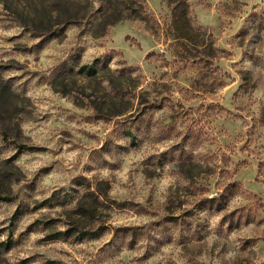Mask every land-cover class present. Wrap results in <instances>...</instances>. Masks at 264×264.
<instances>
[{
  "label": "rangeland",
  "instance_id": "obj_1",
  "mask_svg": "<svg viewBox=\"0 0 264 264\" xmlns=\"http://www.w3.org/2000/svg\"><path fill=\"white\" fill-rule=\"evenodd\" d=\"M1 92L0 264H264V0H0Z\"/></svg>",
  "mask_w": 264,
  "mask_h": 264
},
{
  "label": "trees",
  "instance_id": "obj_2",
  "mask_svg": "<svg viewBox=\"0 0 264 264\" xmlns=\"http://www.w3.org/2000/svg\"><path fill=\"white\" fill-rule=\"evenodd\" d=\"M142 15V14H141ZM140 14H135V16L136 17H139V16H141ZM127 18V17H133L132 16V13H128L127 15H125V16H123V15H120V16H117L116 18H115V20L113 21V22H111L110 24H113L114 22H116V21H118V20H121V19H123V18ZM92 71H94V68H92ZM1 90H6V88H2ZM2 93L3 92H1L0 93V95H2Z\"/></svg>",
  "mask_w": 264,
  "mask_h": 264
}]
</instances>
